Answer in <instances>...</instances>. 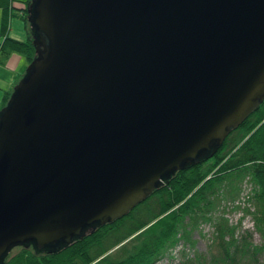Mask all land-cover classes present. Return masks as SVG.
<instances>
[{"label":"water","instance_id":"water-1","mask_svg":"<svg viewBox=\"0 0 264 264\" xmlns=\"http://www.w3.org/2000/svg\"><path fill=\"white\" fill-rule=\"evenodd\" d=\"M0 109V264L67 246L214 155L264 100V0H32Z\"/></svg>","mask_w":264,"mask_h":264},{"label":"trees","instance_id":"trees-1","mask_svg":"<svg viewBox=\"0 0 264 264\" xmlns=\"http://www.w3.org/2000/svg\"><path fill=\"white\" fill-rule=\"evenodd\" d=\"M31 3L0 0V63L13 52L28 63L36 56L28 21ZM13 16L24 22V41L9 36ZM11 92L6 93L2 107ZM228 134L213 156L176 171L127 215L86 230L67 246L38 251L31 243L22 244L2 264H155L165 258L166 264H259V254L264 252V100ZM244 180L250 188L242 215L252 219L262 239L259 245L251 241V232L238 234L239 225L219 209L225 200L237 201ZM201 223L213 226L212 250L171 259L180 243L195 245L190 237Z\"/></svg>","mask_w":264,"mask_h":264},{"label":"rangeland","instance_id":"rangeland-1","mask_svg":"<svg viewBox=\"0 0 264 264\" xmlns=\"http://www.w3.org/2000/svg\"><path fill=\"white\" fill-rule=\"evenodd\" d=\"M23 7V5H21ZM1 15L2 11L0 10V26H1ZM9 34L11 35L12 38L20 41L26 40V30L24 26V22L22 19H20L17 16H13L10 21H9ZM10 55H18L21 57H24L22 54L18 52H13ZM25 58V57H24ZM26 59V58H25ZM27 61V60H26ZM4 65L0 64V73L3 71ZM28 66V63L26 64V67ZM25 67V68H26ZM13 90V88H12ZM2 93H0V102L2 100ZM2 106H0L1 108ZM250 188V185L248 184L247 181H243L241 183V191L239 194V197L237 201L231 202L229 200H225L222 202V205L219 206V209L221 211H225L226 217H228L229 221L233 224L239 225L238 227V234L242 233V231H249L251 232V241L254 244H261L262 239L260 235L254 231L253 228V222L250 216H243L244 210L243 206L246 205L245 198H246V193H248V190ZM234 205H238L237 208H234ZM213 235V226L210 223H201L195 230L192 231V238L195 242L194 246L190 245H183L179 244L174 248V252L171 253V256L174 259V261H177L182 257V255H187V256H194L195 253H203L207 254L212 250L213 246V241H212V236ZM21 248L20 245H17L13 247L10 252H8L9 255H12L16 252L19 251ZM116 248V247H115ZM114 249V248H113ZM112 249V250H113ZM111 251V250H110ZM7 254V255H8ZM6 255V256H7ZM186 256V257H187ZM166 258L162 259L160 261L157 260L155 264H166ZM259 264H264V252L259 254Z\"/></svg>","mask_w":264,"mask_h":264},{"label":"crops","instance_id":"crops-1","mask_svg":"<svg viewBox=\"0 0 264 264\" xmlns=\"http://www.w3.org/2000/svg\"><path fill=\"white\" fill-rule=\"evenodd\" d=\"M9 36L11 37L10 34ZM27 63L24 57L18 55H10L4 63H0L4 65V69L0 73V93L3 95L0 106L4 102L6 93L12 91L15 83L24 74Z\"/></svg>","mask_w":264,"mask_h":264}]
</instances>
